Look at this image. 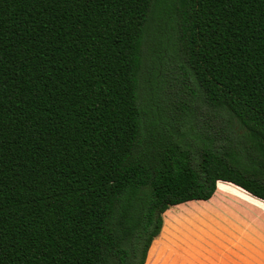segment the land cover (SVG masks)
<instances>
[{
  "label": "trees",
  "instance_id": "1",
  "mask_svg": "<svg viewBox=\"0 0 264 264\" xmlns=\"http://www.w3.org/2000/svg\"><path fill=\"white\" fill-rule=\"evenodd\" d=\"M170 13L198 114L141 98ZM219 181L264 200V0H0V264H145Z\"/></svg>",
  "mask_w": 264,
  "mask_h": 264
},
{
  "label": "rangeland",
  "instance_id": "2",
  "mask_svg": "<svg viewBox=\"0 0 264 264\" xmlns=\"http://www.w3.org/2000/svg\"><path fill=\"white\" fill-rule=\"evenodd\" d=\"M173 25V13H170L167 18L160 19L157 17L153 21L144 47L145 63L141 72L142 101L145 104L152 103L159 113L158 116L163 117L169 111L176 110L177 102L181 104L182 101L185 105L189 104L190 109H195L196 105H198L196 114H198L200 104L199 99L193 95L196 88L191 76L188 77L186 74L187 69L184 66L186 62L182 57L181 51L178 46L173 48L175 39V27ZM176 91H180L182 94L178 95L179 93ZM216 202L220 203L218 200ZM188 205L189 203L170 207L166 213V226L164 228V236H167L169 240L178 241L180 244L179 248L182 249L181 252L183 254L187 255L188 250L199 254L196 253V249L200 248L201 244H204L203 246L208 245L207 247L210 248L211 242H215V240L221 242V247L228 248L226 246V243L229 242L227 234L231 231H233V237L237 239V226L226 224L230 220L213 216L197 219L202 211L196 204L193 206L196 209L193 207L192 209ZM229 205H231L229 207L230 210L233 208L236 212L239 209L241 212V208L237 207L235 203H229ZM223 208L231 215V211H229L227 206H223ZM259 210L260 213L264 212V205ZM262 217L263 215H260V218ZM195 219L196 223L194 222ZM213 222L216 224H213ZM261 227L263 229L262 222ZM261 234H263L262 231ZM201 248L205 249L202 246ZM186 249L187 251H185ZM156 252L157 243L154 242L150 250L151 260L156 255ZM159 261L154 259L150 264H159Z\"/></svg>",
  "mask_w": 264,
  "mask_h": 264
},
{
  "label": "crops",
  "instance_id": "3",
  "mask_svg": "<svg viewBox=\"0 0 264 264\" xmlns=\"http://www.w3.org/2000/svg\"><path fill=\"white\" fill-rule=\"evenodd\" d=\"M216 200L220 203H217ZM190 201H194L189 203L190 208L196 204L202 211L197 219H205L211 216L220 219L226 218L230 220V222L226 220V224L237 226V239L233 237V231L227 234L229 242L226 243V246L230 249L221 247V242L215 240V242H211L210 248L207 247L208 245L203 246L204 244H201L200 248L196 249V253L199 254H195V251H187V249L185 251L188 254H183L178 241L169 240L167 236H164L166 213L169 210L167 209L164 213L163 229L153 241V243H157L156 255L152 260L150 259L151 245L145 264H150L154 259L160 260L159 264H264V212H259V208L261 209V206L264 205V200L251 195L233 183L219 181L217 189L210 199ZM229 203H235L237 207L241 208V212L239 209L236 212L233 208L230 210L231 205ZM222 205L227 206L231 215L224 210ZM260 215L263 217L260 218ZM194 222L196 223V219ZM213 224L216 223L213 222ZM201 246L205 249H202Z\"/></svg>",
  "mask_w": 264,
  "mask_h": 264
}]
</instances>
